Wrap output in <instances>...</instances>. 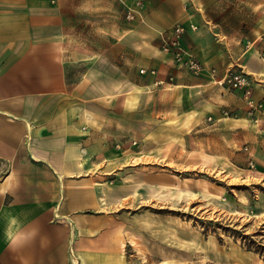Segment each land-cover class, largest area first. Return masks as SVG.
I'll return each mask as SVG.
<instances>
[{
	"label": "crops",
	"instance_id": "crops-1",
	"mask_svg": "<svg viewBox=\"0 0 264 264\" xmlns=\"http://www.w3.org/2000/svg\"><path fill=\"white\" fill-rule=\"evenodd\" d=\"M176 25L214 76L161 52ZM263 36L264 0H0V264H127L192 153L264 178V115L220 82L241 70L264 104Z\"/></svg>",
	"mask_w": 264,
	"mask_h": 264
},
{
	"label": "rangeland",
	"instance_id": "rangeland-1",
	"mask_svg": "<svg viewBox=\"0 0 264 264\" xmlns=\"http://www.w3.org/2000/svg\"><path fill=\"white\" fill-rule=\"evenodd\" d=\"M164 169L172 197L143 212L127 264H264V178L222 174L193 153Z\"/></svg>",
	"mask_w": 264,
	"mask_h": 264
},
{
	"label": "built area",
	"instance_id": "built-area-1",
	"mask_svg": "<svg viewBox=\"0 0 264 264\" xmlns=\"http://www.w3.org/2000/svg\"><path fill=\"white\" fill-rule=\"evenodd\" d=\"M136 7H140V2H135ZM138 12L134 9H127L126 18L131 20L134 19V15ZM190 30H196V27L189 25ZM186 32V28L182 25H176L166 32L159 33L160 36V50L166 55H169L173 63L180 69L186 71L190 75L198 76L203 73L207 75L214 76V69H206L204 65L197 60V58L189 52L182 45V37ZM264 37V36H263ZM145 71L141 70L140 74H144ZM150 74L154 75L155 71H150ZM172 80V78H169ZM221 85L225 87L226 90L230 92H240L243 100L247 103L249 107L248 117L253 124L259 125V117L255 114L256 111L264 115V104L253 103L251 100V88L252 81L249 79L248 75L243 73L241 70L228 69L223 78L221 79ZM158 85H162L163 82H158ZM261 135L264 137V130H261ZM244 151L247 152V147L245 146ZM247 166L249 170L255 171V163L252 159L247 161Z\"/></svg>",
	"mask_w": 264,
	"mask_h": 264
},
{
	"label": "bare ground",
	"instance_id": "bare-ground-1",
	"mask_svg": "<svg viewBox=\"0 0 264 264\" xmlns=\"http://www.w3.org/2000/svg\"><path fill=\"white\" fill-rule=\"evenodd\" d=\"M199 156H200V158L202 159V161L205 163V164H210V160H209V156H207V155H205V154H203V153H199ZM258 215H259V213H258ZM255 216L257 217V213L255 214ZM236 253H238V251L235 249L234 250Z\"/></svg>",
	"mask_w": 264,
	"mask_h": 264
}]
</instances>
